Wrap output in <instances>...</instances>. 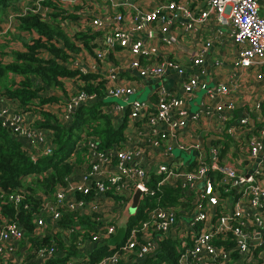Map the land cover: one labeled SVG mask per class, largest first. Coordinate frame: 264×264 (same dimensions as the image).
Segmentation results:
<instances>
[{
  "label": "built area",
  "instance_id": "1",
  "mask_svg": "<svg viewBox=\"0 0 264 264\" xmlns=\"http://www.w3.org/2000/svg\"><path fill=\"white\" fill-rule=\"evenodd\" d=\"M258 1L205 0L206 7H202L197 1L160 0L145 8L142 0H67L71 6L68 11L85 3L78 12L89 17L79 18L75 27L65 18L62 26L70 32H96L93 61L81 64L73 60L70 65L82 72L103 71V98L119 97L122 102L108 101L101 109L109 115L119 114L124 126L121 138L106 146L100 145L95 134L80 133L66 157L71 170L63 183L51 191L35 193L38 202L32 234L58 231L67 242L74 227H61L59 220L64 212L74 211L90 214L96 222L87 236L77 241L81 254L106 239L112 242L110 247L123 239L110 254L91 264H134L155 254L160 240L166 237L178 241L175 264H264V107L255 99L249 116L237 115L229 79L206 85L202 76L209 39L188 49L186 57L161 59L147 56L151 50L146 43L158 31L159 42L176 50L172 31H194L210 17L225 25L235 42L232 64L253 67L255 77L264 78V11H259ZM25 4L18 12L6 13L7 22L0 32L11 29L14 15L26 10H39L42 18L48 19L47 7L37 1ZM116 49L132 55L126 67L136 77L159 80L176 74V91L157 84L150 100L129 99L136 84L118 82L112 68H100L108 53ZM141 55L146 57L140 59ZM238 74L235 71L231 78ZM198 89L205 90V99L189 116L186 103ZM95 98L94 92L80 89L70 93L61 105H44L68 121L76 107ZM31 120L15 102L0 104V125L19 139L34 159L50 152L51 129L35 126ZM173 148L191 157L183 159L172 152ZM161 185L178 187V202L162 205L156 196L155 203L144 208V218L126 229L127 218L135 213L142 197L160 191ZM134 189L141 192L138 205L123 221L121 237L113 240L114 222L119 226ZM5 197L13 205H30L23 191L15 190ZM55 255L49 248L28 257L29 242L22 225L0 217V264H42ZM63 264L90 263L70 258Z\"/></svg>",
  "mask_w": 264,
  "mask_h": 264
},
{
  "label": "trees",
  "instance_id": "2",
  "mask_svg": "<svg viewBox=\"0 0 264 264\" xmlns=\"http://www.w3.org/2000/svg\"><path fill=\"white\" fill-rule=\"evenodd\" d=\"M35 1L41 7L49 9L46 15L48 19H43L39 10H26L14 15L11 29L0 32V93L13 99L23 111H35L36 116L32 123L51 129V148L49 153L32 159L21 141L0 125V217L15 219L22 225L29 242L28 257L35 255L39 249L53 248L56 255L42 264H63L70 258L91 264L110 254L123 239L116 241L114 247H110L106 239L96 243L88 253L81 254L77 241L87 236L96 222L90 218V214L78 215L74 211L64 212L59 220L61 227H74L67 242L58 231L40 236L32 234L33 214L38 202L35 193L51 191L55 185L63 183L64 175L71 170V164L66 161V157L82 131L95 134L100 145L106 146L121 138L124 122L122 119L114 124L109 114L101 109L107 103L103 98L106 80L103 72L91 69L82 72L78 67L70 65L76 53L85 52L95 56V31L80 29L70 32L61 24L67 17L70 20L88 18V14L82 15L78 12V7L85 3L75 6L72 11L54 0H27L24 6ZM8 5L11 6L7 8ZM18 6V2L13 4L11 0H0V29L7 22L4 13L18 12ZM7 32L26 35L30 33L28 38L18 37L15 39L18 42H14L10 36L4 35ZM11 41L18 46L17 49L4 47ZM69 86L73 91L82 89L94 92L96 98L80 104L71 118L63 121L56 111L48 109L44 104L57 102L61 105L70 94H67ZM15 190L23 191L24 198L30 203L27 208H23L21 204L13 205L6 199L5 195ZM179 195L178 187L167 185H161L160 191L152 195H144L135 213L128 216L126 229L144 218V208L153 205L156 196L160 204L170 205L178 202ZM177 246V239L162 238L155 254L134 264H175Z\"/></svg>",
  "mask_w": 264,
  "mask_h": 264
},
{
  "label": "crops",
  "instance_id": "3",
  "mask_svg": "<svg viewBox=\"0 0 264 264\" xmlns=\"http://www.w3.org/2000/svg\"><path fill=\"white\" fill-rule=\"evenodd\" d=\"M159 1L160 0H142V4L145 8H151ZM191 1H197L199 4H201L202 7H206L205 0ZM258 3L259 11L263 12L264 0H259ZM73 20L74 23L72 22ZM73 20H70V18L67 17L66 23L75 27L78 19ZM174 24L176 26L179 25L178 22H175ZM195 29L196 30L194 31L187 30L185 31V33H182L181 29H179V31H177L176 29L171 32V36L175 41L173 42V46H176V50L172 46H164L161 42H159L160 33H158V31H155V35L152 38L150 37L146 39V43L149 45V48L151 50L147 56L156 57L157 59L166 57H186V52L188 51V49L195 48L198 42L209 39L210 44L207 47V51L205 53V72L202 76V79L206 82V85L213 86L218 80L229 79L230 86L233 91L232 96L235 102V111L237 112V115L249 116V114H251V111H249L250 104L255 99H259L262 107H264V78H256L254 75L255 70L253 69V67L237 68L232 64L231 57L234 56L236 45L229 34L228 28L225 25L218 24L209 17L208 19L200 22L195 27ZM74 55V60H78L81 64H88L93 61V57L85 52H79ZM107 57L110 58H107L103 67L100 68L105 71L109 68H112V71L116 74V81L125 84L135 83L137 87L136 91L140 88H144L147 85L149 87V90L146 94V100L151 99V97L153 96V88L157 84L165 87V90L167 91H176L174 89V82L176 81L177 76L173 72L169 75L161 77L159 80L139 78L131 73L126 67V64L132 57V55L127 51L116 49L110 52ZM138 57H140V59H143V57H146V55H141ZM177 62H179L181 65L184 64L181 60H178ZM216 62L218 64H216ZM235 71H238L239 74L234 78H231L232 73H234ZM70 88L71 87L69 86L67 94L72 93L73 90L72 88ZM200 90L203 89L196 90L186 103L189 116L198 108L200 100L205 99V90H203V92L200 94L199 101L195 99V97L198 96V91ZM177 92L180 93V89H177ZM3 95L4 94L0 93V104L15 102L13 99L5 97L6 95ZM192 105H194V108H192ZM51 106H53V103ZM124 110L125 107L123 108V111ZM28 111L30 110L24 111V113ZM33 113V119H35L36 113ZM109 116L111 117L114 124H118L120 122L119 114L113 113ZM207 132L210 133V130H208ZM78 158H80V156H78ZM121 225H123V220L120 219L119 226L122 227L123 232V226Z\"/></svg>",
  "mask_w": 264,
  "mask_h": 264
},
{
  "label": "rangeland",
  "instance_id": "4",
  "mask_svg": "<svg viewBox=\"0 0 264 264\" xmlns=\"http://www.w3.org/2000/svg\"><path fill=\"white\" fill-rule=\"evenodd\" d=\"M26 1H27V0H11V2H13V4H16V3L18 2V3H19V6H22L24 3H26ZM56 1H57V3H59V4L63 5V6L71 7V6L67 3V0H56ZM11 5H12V4H11ZM11 5H8L7 8H9ZM19 6H18V7H19ZM7 8H6V9H7ZM6 13H7V12H6ZM6 13H4V15H5ZM72 22L74 23V20H73ZM29 33H30V32H28L27 35H26V34H20V33H15V32H7V33H4V35H6V36L8 35V36H10L12 39H14V40H13L14 42H18V41H16L15 39H17L18 37H21L22 39H23V38H28V37H29ZM14 42L11 41V42L5 44L4 47H7V48H9V49H12V48L17 49L16 47H18V46H16V44H15ZM70 89H71V88H70ZM72 90H73V88H72ZM139 90H140V91H139ZM148 90H149V87L146 85L144 88H140V89H138L135 93H132L131 95H129L128 98H129V99H133V98L145 99L146 96H147L146 94H147ZM202 92H203V90L198 91V96L195 97V99H196L197 101L200 100L199 96H200V94H201ZM105 101H116V102H122V99L119 98V97L106 96V97H105ZM192 108H194V105H192ZM28 112H29L30 114H29ZM28 112H25V113H24L26 119H33V116H34V113H33V112H35V111H34V110H30V111H28ZM56 113L58 114L59 112L56 111ZM32 121H33V120H31V122H32ZM172 152H173L175 155L179 154L180 156L183 157V159H187V158L191 157L190 154H188V153H186V152H184V151H182V150H179V149H177V148H173ZM114 223H115V225H116V229H115V231L113 232V234L111 235L112 238H113V240H114V237L119 239V238L121 237V234H122V227L118 226V225H117V222H114ZM108 243H109L110 246H112V242H111L110 240H108Z\"/></svg>",
  "mask_w": 264,
  "mask_h": 264
},
{
  "label": "water",
  "instance_id": "5",
  "mask_svg": "<svg viewBox=\"0 0 264 264\" xmlns=\"http://www.w3.org/2000/svg\"><path fill=\"white\" fill-rule=\"evenodd\" d=\"M103 72V71H102ZM203 133H201L202 135ZM141 196V192L139 189H134V191L132 192V195L130 197V201L126 207V209L123 211L122 213V217H121V220H125L126 216L129 214V213H132L135 208L137 207L138 205V201H139V197ZM123 226V225H121Z\"/></svg>",
  "mask_w": 264,
  "mask_h": 264
}]
</instances>
